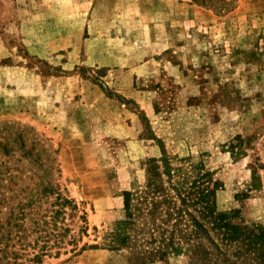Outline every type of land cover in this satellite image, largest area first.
<instances>
[{"label": "rangeland", "instance_id": "rangeland-1", "mask_svg": "<svg viewBox=\"0 0 264 264\" xmlns=\"http://www.w3.org/2000/svg\"><path fill=\"white\" fill-rule=\"evenodd\" d=\"M228 1L0 0V126L29 127L55 157L86 213L79 244L122 218V191L163 154L203 163L220 210L264 223V0ZM131 256L94 248L35 264ZM146 264L192 262L184 251Z\"/></svg>", "mask_w": 264, "mask_h": 264}, {"label": "trees", "instance_id": "trees-1", "mask_svg": "<svg viewBox=\"0 0 264 264\" xmlns=\"http://www.w3.org/2000/svg\"><path fill=\"white\" fill-rule=\"evenodd\" d=\"M194 1L218 10L229 4ZM60 176L55 157L29 127L0 126V264H35L52 253L94 248L129 249L134 264L184 251L192 264H264V223L237 221L238 209L220 210L221 184L201 162L168 154L148 159L145 182L122 191V218L100 241L82 244L86 213L78 214Z\"/></svg>", "mask_w": 264, "mask_h": 264}, {"label": "crops", "instance_id": "crops-1", "mask_svg": "<svg viewBox=\"0 0 264 264\" xmlns=\"http://www.w3.org/2000/svg\"><path fill=\"white\" fill-rule=\"evenodd\" d=\"M164 1H166V0H164Z\"/></svg>", "mask_w": 264, "mask_h": 264}]
</instances>
